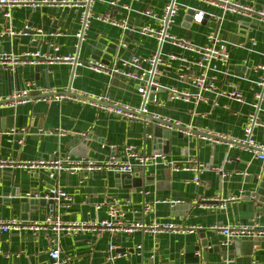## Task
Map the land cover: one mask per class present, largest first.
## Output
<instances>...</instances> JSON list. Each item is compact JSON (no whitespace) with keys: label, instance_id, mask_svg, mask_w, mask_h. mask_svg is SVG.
Instances as JSON below:
<instances>
[{"label":"crops","instance_id":"obj_1","mask_svg":"<svg viewBox=\"0 0 264 264\" xmlns=\"http://www.w3.org/2000/svg\"><path fill=\"white\" fill-rule=\"evenodd\" d=\"M43 2L44 0H33ZM52 1V0H48ZM171 0H97L94 12L97 15L112 13L117 20H127L136 31L123 34L118 27L94 20L86 40L77 48L76 34L81 24L79 9L70 6H52L43 4L36 9L29 6L13 10L11 27L22 30L26 25L44 32H60L53 39H38L32 34L22 37L0 38V52L15 55L26 52L41 51L55 55L49 47L51 41L59 47L60 56H75L82 61L92 58L94 45L104 40L118 48L124 42L120 57L130 59L133 56L150 57L157 51L158 41L137 32L139 28L159 29V21L145 15L153 11L160 19L165 7ZM256 11H264V0H237ZM112 2L116 6L111 5ZM179 11L170 34L178 39L190 41L196 46L209 44L210 33L226 44L230 58L227 64L212 61L207 75L215 78L216 92L204 93L206 102H184L170 99L169 88L197 90L180 79L179 74H201L196 65L199 56L183 51L169 42L162 45L164 56L176 54L177 59L161 67L159 83L162 89L156 92V99L147 101L148 118L168 120L180 124L183 128L195 133L172 131L169 151L166 153L153 142L157 122L129 120L89 106L72 102H39L19 106L17 109L0 110V157L14 158L20 161L49 159L55 154L59 157L70 155L74 158H89L105 162L112 155L110 145L119 148L122 155L124 146H135L147 155L165 154L167 160L186 162L196 159L204 164L207 170L200 175L201 183L193 182L191 172H175L163 165H148L137 170L142 178V187L128 188L118 182L114 173L95 172L59 173L54 179L49 178L45 170L27 172L21 169L0 171V219L20 218L19 206L6 205L3 202L7 188L19 186L22 194L39 190L45 191L47 184L63 188L73 197L69 209L62 210L65 222L107 219L105 207L96 211L97 205H103L112 199L130 200L125 207L127 222H153L174 224L182 229L181 233L144 234L140 231L133 234L123 232H85L80 235L54 236L52 233L33 232H0V264H49L48 252L56 245L69 264H225V259H232L231 264H264V239H237L229 247L222 245L223 235L210 229L214 225L249 224L256 221L264 228V212L258 213V202L249 198L256 189L254 178L264 172V162L254 154L236 148L228 143L212 144L198 139L199 130L213 131L230 139L245 137V124L250 114L256 112L254 105V82L258 78L256 67L264 66V22L257 14L228 13L223 18L221 8L198 0H176ZM123 6H129L126 11ZM204 12L201 23L186 21L188 11ZM8 22L0 12V33L4 32ZM194 63L190 71L183 68L185 63ZM251 65L236 72L231 67ZM41 72L36 66H20L17 70L0 67V97L8 96L22 88L25 81L32 80L38 86L52 87L58 90L72 88L94 95L109 94L115 101L141 108L143 97L137 92L136 84L121 75L100 74L87 67H77L64 63H42ZM184 69L181 71V69ZM246 71V72H245ZM238 90L242 100L229 96ZM261 127L254 130V140L264 145V102L258 112ZM26 128L25 144H9L6 134L11 129ZM39 128L47 130H65L67 132H85L86 139L72 134L40 135ZM163 128V127H162ZM167 130V128H164ZM190 131V132H191ZM180 134V136H179ZM195 134V135H194ZM17 138L20 135L15 136ZM166 141L163 142V146ZM220 171L232 173V177L223 179ZM135 175V173L133 174ZM237 198L235 202L226 201ZM215 198H221L220 201ZM161 200H179L182 203H155ZM146 203L152 204V212L145 213ZM50 207L38 206L37 210L28 213V222L43 220ZM207 242L209 245L203 246ZM113 245L117 253H129V257L109 259V248ZM142 249L138 250V247ZM203 252V258L197 252Z\"/></svg>","mask_w":264,"mask_h":264},{"label":"built area","instance_id":"obj_2","mask_svg":"<svg viewBox=\"0 0 264 264\" xmlns=\"http://www.w3.org/2000/svg\"><path fill=\"white\" fill-rule=\"evenodd\" d=\"M209 5L217 6L221 8L223 16L228 14H245L246 16H252L257 14L261 21L264 22V11H256L255 8L245 6L240 1L237 0H198ZM97 0H44L43 2H36L33 0H0V12L3 18L8 22V26L5 31L0 33V38L8 36L22 37L27 34H32L36 39H47L54 38L61 35L60 32H44L42 30H36L28 25H26L22 30H14L11 27V21L13 18V10L21 6H29L33 9L46 4L52 6H70L77 7L79 9V20H80V30L76 34L78 44L77 48L81 47V44L86 40L88 31L91 27V23L96 20L112 26L118 27L122 30L123 34L129 31H136L128 24L127 20H117L112 13L106 15H97L94 12V6ZM113 7L116 6L115 2H112ZM126 11L130 10L129 6H123ZM179 11V4L176 0H171L165 7L164 15L158 19L157 15L151 11L147 10L145 15L152 17L159 21V29H153L149 27L139 28L137 32L144 36L156 38L158 41V48L155 53H153L148 58L141 59L140 57L133 56L130 59H122L120 56L115 55L113 60L107 64L102 61H96L90 59L89 61H82L75 56H60V47L53 41L49 43V47L52 48L55 55L50 53H43L41 51L26 52L24 54H11L7 52H0V67L17 70L20 66H37L42 63H64L72 64L74 68L77 67H87L100 74H106L110 76L121 75L129 80H132L136 84L137 92L143 97L144 104L141 108H134L129 104H124L119 101H115L109 94L105 95H94L87 92H82L79 90H74L72 88H65L58 90L52 87H42L38 86L36 82L32 80L25 81L22 88L12 92L8 96L0 97V110L3 108L17 109L21 105L29 103H52V102H72L83 106H89L99 112H104L108 115L117 116L120 118H125L129 120H137L147 122L159 120L162 123H157L160 127L167 128L171 131L179 132L181 134L185 132L195 133L190 129L183 128L180 124H174L175 126H170V121L160 120L154 118H148V108L147 101L151 94H154V100L156 99V92L162 89L159 83V77L161 75V67L168 66L169 62L176 60L178 57L176 54H169L164 56L161 52L162 45L165 42H169L176 46L177 48L197 54L199 59L196 63L201 70V74H179L180 79L189 86L197 90L196 93H190L187 90H178L176 88H169V94L171 100L191 102L195 101L206 102L207 98L204 97V93L216 92L215 78H211L207 75V70L212 61H220L224 64L229 62L230 53L229 49L221 42L217 35L210 33L208 36L209 44L206 46H196L190 41L184 39H178L172 36L169 32L176 22V17ZM205 18L204 12H198L194 21L196 23H201ZM119 48L126 49L127 44L124 42L119 46ZM181 61L185 63L186 70L190 71L194 63H189L186 59L182 58ZM181 69L183 71L184 69ZM256 72L258 73V78L254 82V105L256 112L250 114L247 118L245 124V137L243 139H230L223 134H217L213 131L199 130L198 139L204 142H210L212 144H222L228 143L231 148L241 149L248 151L255 155V157L262 162H264V145L258 144L254 140V130L257 127H261L262 123L259 119L258 112L262 103L264 102V66L259 65L256 67ZM230 97L237 100H242V95L238 90L229 93ZM191 131V132H190ZM28 130L22 128L20 130L11 129L6 134L9 137V144H18L23 146L25 144L24 137L27 135ZM38 133L40 135H53L58 133L59 135L72 134L78 138L86 139L88 134L85 132H67L65 130H47L44 128H39ZM20 135L19 138L15 137ZM195 135V134H194ZM112 150V155L105 162H97L96 160L89 158H74L70 155H65L64 157L55 156L49 159H38V160H27L20 161L14 158H1L0 157V171L5 169H21L27 172H36L40 170H45L49 173V178L54 179L59 173H82V174H92L95 172H106V173H120V174H136L137 170L143 169L148 165H163L175 172H191L194 174L193 182L199 186L201 183L200 175L208 169L202 163L196 159H191L186 162H174L167 160L165 154L155 153L152 155H147L142 150L135 146H124L122 148V155L119 154V148L115 145H110ZM221 177L223 179H228L232 177V173L220 171ZM28 198L40 199V194L33 192H28L26 194ZM249 198L255 199L252 193ZM46 199L52 200L53 205L50 206L49 212L43 220L37 221H24L19 218H7L0 219V232L10 233V232H33L38 233H52L54 236L61 235H80L85 232L103 233V232H123L127 234H133L135 232H142L144 234H159L166 232L181 233L182 229L174 224H161L153 222L150 225H145L143 222H127L125 207L131 204V201L112 199L103 205H97L95 207L96 211H100L105 207L107 219L95 220L88 218V220L82 221H71L65 222L62 219V210L69 209L73 204V197L69 195L63 188L55 186L49 191V195ZM215 200L220 201L221 198H215ZM237 198L230 197L226 201L235 202ZM157 203L171 204L172 206L181 204L179 200H161L156 201ZM145 213L152 212V204L146 203L144 206ZM210 229L219 232L223 235L224 239L222 245L229 247L237 239H264V228L253 221L249 224H237V225H214ZM142 246L138 247L141 250ZM117 248L110 245L109 248V259L111 261L116 260L120 257H129V253H117ZM49 264H69L68 259L62 256V252L58 244H56L49 252ZM198 258H203V252H197ZM225 264L233 263L232 259H225ZM204 264V263H203Z\"/></svg>","mask_w":264,"mask_h":264},{"label":"water","instance_id":"obj_3","mask_svg":"<svg viewBox=\"0 0 264 264\" xmlns=\"http://www.w3.org/2000/svg\"><path fill=\"white\" fill-rule=\"evenodd\" d=\"M195 15L194 10H189L188 11V17L186 18L187 22H190L193 20V17ZM38 38V37H37ZM36 38V40H37ZM39 39V38H38ZM123 52V48H118L114 44H108V42L104 40L98 41L92 50V58L96 61H102L107 64H109L115 55L120 56L121 53ZM248 70L246 74H248L249 69H251V65H246V66H235L231 67V70H234L236 72H241L244 71V69ZM36 71L38 73L41 72L40 65L36 66ZM154 99V94H151L149 97V100ZM157 123H162L159 120H156ZM170 126H175L173 123H170ZM172 131L169 129H164L160 126H157L154 130V139L153 142L158 145L159 149H163L164 152H168L169 150V145H170V138L172 136ZM181 134V133H180ZM179 134V136H180ZM166 141V144L163 146V142ZM115 178L118 180V182L125 184L128 188H139L142 187V178H140L139 173H136L135 175L131 174H120L116 173ZM254 184L256 185V189L253 190V194L255 199L258 202V213L264 212V172L261 176H256L254 178ZM19 186H14L13 188H7L4 192V199L3 202L6 205H14V206H19L21 210V216L20 218L22 220H28V213L35 209L37 210L38 206H47L50 207L53 205L52 200L46 199V196L49 195V191L54 188V186L47 184L45 187V191L39 193V190H32L34 194L39 193L40 194V199H35V198H28L26 197V194H22L19 189ZM203 246L209 245L207 242L202 243Z\"/></svg>","mask_w":264,"mask_h":264}]
</instances>
